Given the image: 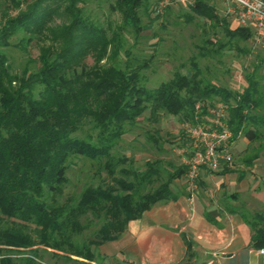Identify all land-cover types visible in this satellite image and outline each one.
Masks as SVG:
<instances>
[{
	"label": "trees",
	"instance_id": "16d2710c",
	"mask_svg": "<svg viewBox=\"0 0 264 264\" xmlns=\"http://www.w3.org/2000/svg\"><path fill=\"white\" fill-rule=\"evenodd\" d=\"M77 1L69 0V10L75 9ZM141 2L117 1L125 24L137 31ZM191 8L219 22L209 0H194ZM79 14L62 30L65 43L61 49L44 47L41 67L25 70L21 76L11 70L2 47L10 44L9 38L19 28L31 33L27 42L33 40L43 32L47 15L31 9L0 23V264H47L42 251L64 258V264H86L73 256L101 262L104 256L99 246L118 238L130 220L156 202L176 198L170 184L186 174V167L167 169L163 178L157 161H146L144 169L125 167L126 156L111 155L126 127L148 108L152 118L164 110L185 122L193 120L197 104L218 97L228 107L232 138L241 135L249 142L264 138V83L255 73L245 75L247 85L241 91L230 90L200 81L195 64L191 75L174 73L149 89L141 83L138 68L98 64L112 40ZM251 29L225 25L231 39L247 40ZM89 52L95 59L90 66L84 62ZM36 86H40L38 91ZM86 124L97 130L95 139L76 135ZM260 148L258 143L244 164L251 165ZM75 155L97 162L107 180L85 184L77 198L59 203L56 196L68 181V163ZM231 170L224 164L216 173ZM155 182L159 183L154 187ZM226 208L250 227L251 246L264 247V212L250 213L232 205ZM94 220L99 223L97 228L85 237V229ZM30 224L35 225L33 231ZM14 247L27 251L20 253L19 249L20 256L7 253Z\"/></svg>",
	"mask_w": 264,
	"mask_h": 264
},
{
	"label": "rangeland",
	"instance_id": "374dc122",
	"mask_svg": "<svg viewBox=\"0 0 264 264\" xmlns=\"http://www.w3.org/2000/svg\"><path fill=\"white\" fill-rule=\"evenodd\" d=\"M13 1L0 0V23H5L9 16L31 9L47 15L44 18L46 24L43 32L36 33L33 40L27 42L31 33L19 28L9 38L10 44L2 47L11 70L18 76L23 75L25 70L37 71L41 67L40 56L44 47L61 49L65 43L61 36L62 30L80 13L86 24L103 29L112 40L98 64H115L126 70L138 68L141 83L149 89L156 88L161 82L173 77L174 73L191 75L195 64L200 71L197 78L203 83L241 91L247 85L245 75L250 72L255 73L256 78L264 83V34L251 29L252 36L247 40L229 38L225 25L232 29L238 26V22L227 13V7L222 0H209L218 15V23L197 14L191 8L194 0H142L137 9L140 26L138 31L134 26L125 24L124 16L117 5L118 0H79L74 10H69V0ZM94 61V55L89 52L84 62L90 66ZM39 89L40 86H36L35 90ZM230 102L233 103L232 100ZM222 103L218 97H214L212 102L207 100L197 107L193 120L185 122L164 110L152 118L148 108L133 124L126 127L127 131L113 147L111 155L126 156L127 161L123 164L125 167L133 165V168L144 169L146 161H157L161 167V176L165 178V171L172 167L188 169L187 160L192 155L195 143L201 141L203 147L211 143L227 152L230 160L221 161L216 170L200 167L194 181L195 188L202 179L201 171L214 173L222 169L224 164L233 170L234 177L242 171L246 176L247 186H252L253 183L256 184L257 176H264V138L249 142L241 135L237 138L219 136L220 126L214 122L217 112L222 109L225 115L223 119H227L229 115L228 107L225 108ZM196 126L202 129L200 133ZM215 129L218 133L210 134ZM96 134L97 130L86 124L76 135L95 139ZM258 143L261 147L258 157L251 165L244 164V158L258 148ZM120 167L121 165L118 168ZM98 168L97 162L81 155L72 156L68 163V181L62 186V192L56 196L57 201L64 203L77 198L85 184L97 185L106 181V173ZM186 177L183 176L184 184L190 189ZM158 183L155 182L153 186ZM250 190L247 187L238 193L237 206L250 213L264 212V204L253 198ZM4 223L5 221L1 222L3 225ZM92 223L94 224L85 229V237L99 224L95 220ZM29 227L33 231L35 225L30 224ZM40 247L44 246L39 245ZM24 249L27 251L25 247H14L13 252L7 253L20 256L18 250L23 253ZM97 249L100 253V247ZM49 251L55 250L49 248ZM42 252L47 264L67 262L64 258L52 257L51 252ZM56 252L64 253L60 250ZM103 256L101 262L92 263L77 256L73 258L86 264H115L114 259Z\"/></svg>",
	"mask_w": 264,
	"mask_h": 264
},
{
	"label": "crops",
	"instance_id": "0c3cea01",
	"mask_svg": "<svg viewBox=\"0 0 264 264\" xmlns=\"http://www.w3.org/2000/svg\"><path fill=\"white\" fill-rule=\"evenodd\" d=\"M201 174L193 190L184 184L187 175L176 178L170 184L175 199L158 201L130 220L118 238L99 246L100 253L115 264H264V253L251 246L250 227L226 208L237 206L247 187L264 204V176L247 186L242 171L236 177L233 170Z\"/></svg>",
	"mask_w": 264,
	"mask_h": 264
},
{
	"label": "built area",
	"instance_id": "2783aa9c",
	"mask_svg": "<svg viewBox=\"0 0 264 264\" xmlns=\"http://www.w3.org/2000/svg\"><path fill=\"white\" fill-rule=\"evenodd\" d=\"M227 7V13L235 17L238 25L248 26L254 29L259 34H264V0H222ZM226 108L227 105L223 104ZM199 107V105H197ZM214 122L220 126L221 132H217L216 129L210 134L219 136H232V132L228 126L227 119L224 118L222 109L217 112ZM219 119L221 121H219ZM197 132L200 133L202 129L200 126H196ZM220 131V130H219ZM220 141V140H219ZM218 141V142H219ZM195 143V147L192 151V155L187 160V178L190 188H195V178L198 174L200 167H207L211 170H216L221 161L230 160V155H227L221 148L218 149L211 143L203 147L200 143ZM219 150V151H218ZM193 197V194L190 195ZM260 253H264V247L258 249Z\"/></svg>",
	"mask_w": 264,
	"mask_h": 264
}]
</instances>
